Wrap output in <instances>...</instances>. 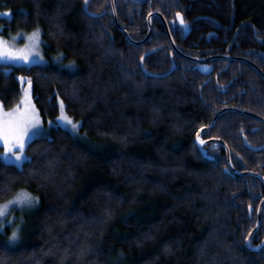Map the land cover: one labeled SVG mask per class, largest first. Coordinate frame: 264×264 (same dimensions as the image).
<instances>
[{"label": "trees", "instance_id": "16d2710c", "mask_svg": "<svg viewBox=\"0 0 264 264\" xmlns=\"http://www.w3.org/2000/svg\"><path fill=\"white\" fill-rule=\"evenodd\" d=\"M0 0L6 30L42 31L46 53L60 65H33L0 73L6 108L21 100L31 80L44 118L58 109L82 124L85 140L57 126L33 139L22 167L2 160L0 204L19 189L39 198L32 228L21 244L0 238V264H264V247L247 239L257 223L264 182L226 171L224 146H209L213 160L195 143L224 108L264 118V79L250 64L214 60L212 79L175 55L159 17L152 38L134 45L116 26L110 0ZM120 26L134 40L148 34V16L177 13L190 24L174 39L194 57L246 58L264 72V0H116ZM73 63L74 68L64 67ZM73 70V71H72ZM218 80L216 81V77ZM208 82V83H206ZM225 88L226 91H223ZM204 138L221 140L234 167L264 176V123L240 112L222 114ZM264 242V209L252 245Z\"/></svg>", "mask_w": 264, "mask_h": 264}, {"label": "rangeland", "instance_id": "374dc122", "mask_svg": "<svg viewBox=\"0 0 264 264\" xmlns=\"http://www.w3.org/2000/svg\"><path fill=\"white\" fill-rule=\"evenodd\" d=\"M6 26H8V24L6 22L0 21V37H3L4 40L7 41V43L10 46H12L16 49H25V48L30 49L29 60L24 61L22 59H0V65H13V66H16L19 68H25V67H30L33 65L48 66V65H53V64H56V65L61 64V62H60L62 60L61 55L58 56V54H53V53L47 54L46 53L45 47L43 46L42 31L40 29H38L39 35L37 38V42L35 44H32V42L30 40L26 39V37L30 36L34 30L30 31V32L25 31V30H18L16 32H11L8 29L6 30ZM64 67L70 69L72 67L74 68V65H73V63H67L64 65ZM25 88H28V90H29V96H30L31 104H32L33 109H34V115L39 120V125L37 126L39 131L36 132L35 134H32V135L26 137L24 149L22 152V159H20V160H17L15 158V155H13L11 152L7 155V157L2 155L5 151V149H4L2 142H1V145H2L1 157H2V160L4 162L14 164L18 167H22L25 160L28 157L27 153H26V148H27L28 144L33 139H35L37 137L49 135L51 133L52 129L57 127V126H61L63 128H66L69 131H71L73 134H75V135L79 136L81 139L85 140L84 135L81 134V127H82L81 122L77 121L76 119H74V117H72L71 115L68 114V112L66 111V108H65V104L63 103V101L61 99L58 102L59 106H58L57 111L55 109L53 111V114H51L50 109H48L47 117L44 118L43 115L41 114L39 108L37 107L35 100H34V85H33V83L31 82L30 85H29V83L25 84L24 89ZM24 89H23L22 96L24 95ZM20 101L14 107H11L9 109L16 108L18 105H19L20 109H23L24 105L21 104ZM61 102L63 103V108H61ZM0 104L3 105V110L6 113L9 109L5 107L1 98H0ZM31 111H33V110L30 109V112ZM64 115L69 117L71 119L72 123L76 124L75 128L72 127V123H68L62 118V116H64ZM30 131H31V129H30ZM24 189H26V188H24ZM27 190L29 192H31L29 189H27ZM31 193L34 196L38 197L33 192H31ZM7 201H5V202H7ZM5 202H3L1 204H4ZM38 205H39V198L34 204H32L30 206H25L23 208V210H21L19 206H10V209L5 213V215L9 220H11V223L8 224L7 226H3V223L0 222V229H2V230H0V238L4 237V239L7 242H9L10 245H13V246H17V245L21 244L26 232L30 231L32 228L33 214H34ZM13 230L17 231V238L14 241L10 239Z\"/></svg>", "mask_w": 264, "mask_h": 264}, {"label": "snow or ice", "instance_id": "6c2138e0", "mask_svg": "<svg viewBox=\"0 0 264 264\" xmlns=\"http://www.w3.org/2000/svg\"><path fill=\"white\" fill-rule=\"evenodd\" d=\"M177 16L179 17V13H177ZM180 22L183 23L182 17L180 18ZM38 35L39 31L37 29L34 30L30 36L26 37V39L30 40L32 44H35L37 42ZM29 51L30 49L28 48L16 49L10 46L3 37H0V59H22L24 61H28ZM24 79V77H20L21 81ZM28 83L29 85L31 84L30 79ZM20 103L24 105L23 109H20L18 105L16 108L9 109L6 113L3 110V105L0 104V142H2L5 149L2 155L7 157V155L11 152L15 155L17 160L22 159V152L26 137L39 131L37 127L39 125V120L34 115V109L30 101L28 88L24 89V95L21 97ZM61 108H63L62 102ZM30 109L33 111L30 112ZM62 118L66 122L72 123L71 119L66 115L62 116ZM72 127L75 128L76 124L72 123ZM196 140L199 141L200 144H204V140L200 138L199 132L197 133ZM37 200L38 197L34 196L27 189H19L10 200L4 204H0V222L3 223V226H7L11 223V220H9L5 215V213L10 209V206H19L20 209L23 210L25 206H30ZM16 238L17 231L13 230L10 239L14 241Z\"/></svg>", "mask_w": 264, "mask_h": 264}, {"label": "water", "instance_id": "95a60500", "mask_svg": "<svg viewBox=\"0 0 264 264\" xmlns=\"http://www.w3.org/2000/svg\"><path fill=\"white\" fill-rule=\"evenodd\" d=\"M90 2H91V0H86V3H85V9H86V10H88L89 3H90ZM112 8H113L114 18H115V23H116L117 27H118V28H119V29L125 34V36H126L127 39L129 40V42H131V43L134 44V45H142V44L146 43V42L150 39V36H151V34H152V30H153V29H152V24H151V18H152L153 15H158V16H160L161 18L164 19V17H163L161 14H159V13L151 14V15L149 16V18H148V22H149V32H148L147 37H146L144 40H141V41H134V40L130 37L129 33H128L125 29H123V28L120 26L119 22H118V17H117V11H116L115 0H112ZM88 14H89L91 17H97L96 14H92V13H88ZM181 17H182V15H179L178 20H180ZM182 19H183V17H182ZM181 24H182V26L185 28L186 36H188L189 33H190L189 25L186 24L184 21H183V23H181ZM165 25L167 26L168 36H169V39H170V41H171V44H172V46L175 48L176 52H177L178 54H180L182 57H184L185 59H187V60H190V61H194V62H196V63H199V65H198V69L200 70V72H201L202 74L208 76V75H211V74L213 73V71H214V67H213L212 65L206 64L208 61H210V60H214V59H225V60L242 61V62H246V63L250 64L251 66H253V67L259 72V74H260V75L263 77V79H264V72H263V71H262V70H261V69H260L255 63H254V62H252V61H250L249 59H246V58L231 57V56H225V55L222 56V55H221V56H214V57L206 58V59H195V58H192V57H190V56H187V55L183 54V53L180 52V51L177 49V47L175 46L174 41H173V39H172V37H171V35H170V30H169V28H168V25H167L166 23H165ZM152 53H153V51L147 52L146 54H144V56H143L142 59H141V67H142V69L144 70V72H145L147 75L151 76L152 78H165V77L170 76V75L175 71V69H176V63H175L174 60H173V63H172V66H171L170 70H169L168 72L164 73V74L152 73V72H150V71H148V70L145 69V64H144L145 58H146L147 56H149L150 54H152ZM7 71H8L7 73L10 74V73L13 71V69H10V70H7ZM20 81H21V80H20ZM27 81H28V79L26 78L25 83H27ZM206 83H208V82H206ZM228 111H235V112H240V113H243V114H246V115H249V116H253V117L258 118L259 120H261V121L264 123V118H262V117H260V116H258V115H256V114H254V113H252V112L244 111V110H241V109H239V108H235V107H228V108H224L223 110L219 111V112L214 116L212 122L210 123V125H209L208 127L204 128V129H202V130H200V132H199V134H200V138H202V135H203L204 133H206V132L212 130V129L214 128V126L216 125L218 118H219L222 114H224V113H226V112H228ZM196 136H197V135H196ZM210 142H211V141H210ZM245 142H246L247 146H248L251 150H253V151H255V152H259V151L264 150V146H262V147H254V146H252V145L249 143V141H248L247 139H245ZM195 143H196V145L200 148V150H201V152H202V154H203V156H204L205 158H208L209 160H213V159H214V157H212L211 155L208 154V151H207V150L205 149V147H204L206 144H208V141H204V144H200L199 141H197V140L195 139ZM225 147H226V149H227L228 162H229V163H228V166H227V168H226V171H227L228 173H232L233 176H236V175H240V176H255V177H258V178H260V179H262V180L264 181V176L261 175V174H259V173L252 172V171H239V170L234 169V168H233V165H232V161H231L230 150H229V148H228L226 145H225ZM263 209H264V198H263V200H262V202H261V204H260V206H259V208H258V212H257L258 219H257L256 226H255V228L253 229V231L250 233V235H249V237H248V239H247V242H246L247 247H248L251 251H253V252H257V251L261 250V249L264 247V242H262V243L259 244V245H252V238H253L254 234L258 231V229H259L260 226H261V220H262Z\"/></svg>", "mask_w": 264, "mask_h": 264}, {"label": "flooded vegetation", "instance_id": "af4514ba", "mask_svg": "<svg viewBox=\"0 0 264 264\" xmlns=\"http://www.w3.org/2000/svg\"><path fill=\"white\" fill-rule=\"evenodd\" d=\"M92 1V0H91ZM82 6H83V11H84V13L87 15V16H90L88 13H92V14H96L97 15V17H93V18H100L105 12H102V11H96V12H90L89 11V7H88V10H86L85 9V3H86V0H82ZM91 3V2H90ZM90 3H89V5H90ZM110 4H111V6H112V0H110ZM115 5H116V0H115ZM112 11H113V8H112ZM154 13H159V14H161L160 12H157V11H154V12H151L150 14H149V16L151 15V14H154ZM163 17H164V19L163 18H161L160 16H158V15H153L152 16V18H151V24H152V19L154 18V17H159L160 19H161V21H162V29H163V31L162 32H164L165 34H166V36H167V39H168V42L170 43V47L172 48V52H171V58H172V63H173V60L175 61V55L176 56H179V57H181L182 59H184V60H186V61H188V62H192V63H194L195 65H196V67L198 68V65H199V63H196V62H194V61H190V60H187V59H185L184 57H182L180 54H178L177 52H176V50H175V48L172 46V44H171V41H170V39H169V36H168V30H167V26L165 25V23L168 25V28H169V30H170V35H171V37H172V39H173V41H174V44H175V46L177 47V49L180 51V52H182L181 50H180V48H179V46L177 45V43H176V41H175V39H174V34H175V37H177V35L179 36V34H181L180 36H182V37H188L189 35H190V33H191V27H190V24H188V23H186L185 22V20H184V17H183V15L182 14H180L179 13V15H182V17H183V21L186 23V24H188L189 25V28H190V33H189V35L188 36H186V32H185V28L182 26V24H181V22H180V20H178V16L176 15V17L174 18V19H170V20H168V19H166L165 18V16L163 15V14H161ZM149 16H148V18H149ZM91 17V16H90ZM1 18L3 19L2 21H4V22H6L7 24H10L13 20L11 19V16L9 15V14H2L1 15ZM115 22V21H114ZM116 24V23H115ZM117 26V25H116ZM148 27H149V22H148ZM152 34H151V36H150V39L152 38V36H153V32H154V28H153V24H152ZM148 32H149V29H148ZM148 35V34H147ZM147 35L143 38V39H141V40H144L146 37H147ZM149 39V40H150ZM141 40H137V41H141ZM148 40V41H149ZM145 44V43H144ZM143 45V44H142ZM138 46H141V45H138ZM160 49H162V47H156V48H152L151 50H149L148 52H150V51H153V53H155V52H157V51H160ZM147 53V52H146ZM152 53V54H153ZM183 54H185L184 52H182ZM151 55V54H150ZM185 55H187V56H190V57H192V58H195V59H206V58H211V57H214V56H211V57H194V56H191V55H188V54H185ZM216 56H221V55H216ZM222 56H224V55H222ZM225 56H229V55H225ZM231 57H234V56H231ZM214 60H225V59H214ZM214 60H210V61H208L206 64H209V65H212L213 67H214V65L211 63L212 61H214ZM226 61H234V60H226ZM176 63V62H175ZM16 68H19V67H16V66H13V65H0V73H3V74H5V75H11V74H14L15 73V69ZM10 69H13V71L10 73V74H8L7 72V70H10ZM199 70V69H198ZM200 71V70H199ZM215 74V68H214V71H213V73L211 74V75H208L207 77H209V80L210 79H212V75H214ZM20 77H23V76H17V79L19 80V82H22V81H20ZM216 77V81L218 80V76H215ZM25 79L23 80V82L25 83V80H26V77H24ZM28 79V78H27ZM28 81H29V79H28ZM28 81H27V83H28ZM31 81V80H30ZM27 83H25V84H27ZM223 89V91H226V89L225 88H222ZM227 108V107H226ZM202 140H204V141H208V144H206L204 147H205V149L208 151V154L209 155H211L210 154V149H209V146L211 145V144H214V143H219V144H221L222 146H224V148H225V151H226V159H227V166H228V155H227V149H226V147H225V143L224 142H222L221 140H216V139H212V138H204L203 137V135H202V138H201ZM211 141V142H210ZM227 146V145H226ZM228 147V146H227ZM229 148V147H228ZM200 149V148H199ZM229 150H230V148H229ZM230 154H231V150H230ZM212 156V155H211ZM213 157V156H212ZM231 161H232V157H231ZM232 165H233V162H232ZM233 168L234 169H236L235 167H234V165H233ZM237 170V169H236ZM240 171V170H239ZM262 175V174H261ZM240 176V175H239ZM255 177V176H254ZM258 178V177H257ZM262 180V179H261ZM264 182V181H263ZM262 202V201H261ZM261 204V203H260ZM262 216H263V214H262ZM257 219H258V215H257ZM261 222H262V220H261Z\"/></svg>", "mask_w": 264, "mask_h": 264}]
</instances>
